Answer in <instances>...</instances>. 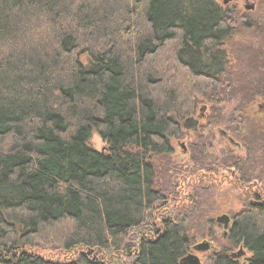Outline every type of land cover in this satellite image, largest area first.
<instances>
[{"label": "trees", "instance_id": "1", "mask_svg": "<svg viewBox=\"0 0 264 264\" xmlns=\"http://www.w3.org/2000/svg\"><path fill=\"white\" fill-rule=\"evenodd\" d=\"M246 29L253 39L232 41ZM236 97L240 108L264 100V26L237 6L0 0V264H106L100 255L127 251L151 216L135 263L181 264L196 245L187 226L202 193L161 220L154 212L168 195L157 176L177 168L171 140L187 133L184 120L204 115L207 137ZM240 140L246 158L227 150L209 160L207 143H192L187 171L234 167L243 182L261 179L264 138ZM232 220L229 245L207 264H264V202ZM37 247L78 255L53 260ZM241 247L242 263L231 251Z\"/></svg>", "mask_w": 264, "mask_h": 264}, {"label": "rangeland", "instance_id": "2", "mask_svg": "<svg viewBox=\"0 0 264 264\" xmlns=\"http://www.w3.org/2000/svg\"><path fill=\"white\" fill-rule=\"evenodd\" d=\"M218 3L224 6H237V8L241 11V14L247 16L249 19L256 22L258 25L264 26V0H230L227 4H224V0H216ZM254 4L255 7L252 10L246 9V6H250ZM252 31L245 30L242 32L241 36H236L232 40L233 42L239 43L242 41H248L249 39H253ZM231 43H227V49L230 53ZM237 51V50H236ZM230 53L231 60L233 59V55L235 52ZM83 60H87V56H82ZM236 63L235 60L232 62ZM235 71V69H234ZM239 84H235L234 90L236 92L240 91ZM239 93V92H238ZM235 97V96H234ZM236 98H231L229 101L224 104L223 112V121L213 125L211 127L210 133L207 137H203L202 130L192 132L188 131L187 127V135L183 136L180 140L172 139V145L175 149L174 153V161L177 165L176 169H171L165 173H159L157 176V182L159 186L164 187L166 193L168 195V200L166 204L160 203L155 210V214L159 216V219L168 218L169 216H173L183 211L186 207L187 199L189 196H192L194 191H199L201 194L199 207H192L189 213V223L188 230L193 236L195 240V244L202 242H211V249L206 251H194L200 258L203 264H207V259L210 253L214 251H218L219 247H224L229 245L228 242V234H225V230L223 227V223L218 222L216 219L218 216L223 214H234L240 209L243 208L244 205V197L243 192L238 188V186L234 185L232 179L230 178L229 171L219 172L217 173V178L207 179L202 182L199 179L202 174V171L194 172L196 175H192L190 171H187L188 167H191V163L189 161V157H191V153L194 151L190 147L192 143L196 144L198 140L202 142H206L208 146L215 143V153L219 157L222 149L227 148V150L233 151L235 154L244 155V151L246 150L243 142L241 141V146L237 144L229 143L228 139L224 138L221 135L220 129H226V127L230 124V119L232 120L236 112L237 108L240 110V100ZM229 99V98H228ZM262 101H257L251 103L249 106L243 108L241 115L247 116L248 123V133L255 137H260L264 135V114L257 107L258 103ZM203 106V105H202ZM204 112L208 115L210 112V104L208 103ZM195 116H198L195 115ZM239 116V113L236 114V117ZM188 119V118H187ZM184 120V124H185ZM234 121V120H233ZM239 121V120H238ZM206 120L202 119L201 124L205 125ZM229 122V124H228ZM235 124H238L236 122ZM185 127V126H184ZM261 133H263L261 135ZM239 141L238 139H236ZM90 144L98 149L103 150L105 146V142L102 140L100 135L94 131L90 138ZM189 147L188 154L184 153V147ZM223 154V153H222ZM244 157V156H243ZM212 178V177H211ZM172 182V185H171ZM211 186V188H208ZM208 188L210 191H207ZM188 196V197H187ZM192 206V204H191ZM207 208V209H205ZM200 211V212H199ZM154 216H151L147 223L138 231L133 232L130 235V244L129 249L122 254L113 255L110 253L101 254L100 259L106 264H136V254L137 248L142 240L144 233L148 231L151 219ZM34 252L53 260H67L75 257L77 252H66L64 250L58 249H50L46 247H37L33 249ZM238 252L239 249L231 250ZM247 256H250V253L247 252ZM240 262L244 261V257H241Z\"/></svg>", "mask_w": 264, "mask_h": 264}, {"label": "flooded vegetation", "instance_id": "3", "mask_svg": "<svg viewBox=\"0 0 264 264\" xmlns=\"http://www.w3.org/2000/svg\"><path fill=\"white\" fill-rule=\"evenodd\" d=\"M257 105H258L257 107L260 109V111L263 112V114H264V100L262 102H259ZM205 109H206V107H204L202 110H205ZM243 110L244 109L241 107V109L239 110L240 111L239 116L236 117V115H235L232 120L230 119V124L228 122L229 125L226 127V129H220L221 135L225 139L227 138L229 143L237 144L238 146L242 145L240 138L243 137L244 134L250 135L248 133V126H247L249 123V120H247V116L241 115ZM203 116L200 115V116L195 117V118L199 119V123L197 124V126L191 127V126H189V123L188 124L185 123L184 125H185V127H187L188 131L195 132V131H198L199 129H202L204 127V124L203 125L201 124V120L204 118ZM236 122H238V124H235ZM262 134L263 133H261V135ZM260 137L264 138V135L260 136ZM236 139H238L239 141H237ZM214 144L215 143L213 142V146L211 144L210 146L204 147V149H203L205 155H208L209 160H211L210 154H213L216 152ZM250 151L253 152V149H251ZM188 152H189L188 148L185 146L184 147V153L187 155ZM226 152H227V148L222 149L219 158L222 156V153L225 154ZM248 153H250V152L246 148V150L244 151V155H243L244 158H246L248 156ZM189 161L192 164L191 157H189ZM212 167H214V164L212 165ZM226 171H229L230 178L232 179L233 184L238 186V188L240 190H242V192H243V197H244L243 207H245L247 205V202L251 201V200L255 201V202L256 201L264 202V172L262 174L261 179L257 178L255 181H250V179H249V180H247L249 182H246V181L243 182V177H241V178L239 177V175L235 171L234 167H229L228 169L224 170L223 171L224 174ZM219 172H220L219 169H216V168L214 170H211V171H209V170L203 171L202 170V174L198 175V176H200L199 182H200V180H202V182H203L207 179H213V178L215 179V178H217V173H219ZM210 187L211 186H209L208 188H210ZM227 215L230 217V220H229V223L227 224V226H225V224L223 223L225 234H229V231L233 225L232 214H227ZM209 243H210L209 249H211V247H212L211 242H209ZM194 251H196V250H194V248H193L189 253H194ZM238 252H236V253H238ZM241 257H244V259L248 257L246 250H244V254L236 256L235 258L240 259Z\"/></svg>", "mask_w": 264, "mask_h": 264}, {"label": "water", "instance_id": "4", "mask_svg": "<svg viewBox=\"0 0 264 264\" xmlns=\"http://www.w3.org/2000/svg\"><path fill=\"white\" fill-rule=\"evenodd\" d=\"M230 0H224V4H227ZM255 5L252 4L250 6H246V9L248 10H252L254 9ZM186 124L189 123V126L194 127L197 126V124L199 123V119L195 118V117H190L188 119H186ZM230 217L227 214H223L222 216L217 217V221L220 223H224L225 226H227V224L229 223ZM210 247V243L209 242H202V243H198L194 246V250L196 251H206L208 250ZM244 254V250L241 248V250L238 253H233L232 256L236 257L239 255ZM181 264H202L201 258L195 254V253H188V255H186L182 260H181Z\"/></svg>", "mask_w": 264, "mask_h": 264}]
</instances>
